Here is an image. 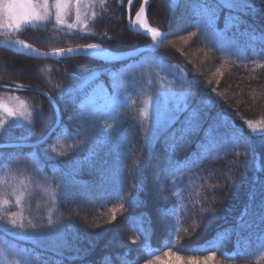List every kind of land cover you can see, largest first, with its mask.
<instances>
[{"label": "trees", "instance_id": "1", "mask_svg": "<svg viewBox=\"0 0 264 264\" xmlns=\"http://www.w3.org/2000/svg\"><path fill=\"white\" fill-rule=\"evenodd\" d=\"M152 2L149 24L167 32L165 43L130 62H55L0 48V103L22 101L26 117L0 132V142L27 144L0 166L9 260L155 264L214 253L224 264H264V0ZM85 5V24L71 14L67 27L51 18L19 37L46 51L148 43L127 27V0ZM138 8L136 0L131 15ZM90 76L117 109L78 105ZM56 121V132L28 146ZM13 213L16 227L6 222Z\"/></svg>", "mask_w": 264, "mask_h": 264}, {"label": "rangeland", "instance_id": "2", "mask_svg": "<svg viewBox=\"0 0 264 264\" xmlns=\"http://www.w3.org/2000/svg\"><path fill=\"white\" fill-rule=\"evenodd\" d=\"M135 3H136V0H134V4ZM138 3H139V6H140L142 1L138 0ZM152 3H153L152 0H149V4H148V7H147V12H146V18H145V22L148 24L149 27H151V26H150L149 20H148V10L151 7ZM86 9H87L86 6L81 8V10H80V20L79 21L76 20L77 22H76L75 26L85 24V22H83L84 20H82V17L84 16L83 11L86 10ZM138 10H139V8L137 9V11ZM126 12H127L126 24H127V27L129 29V31L134 33V35H139V36H142V37L146 38L144 35H141L139 33L133 32V30H132V21H133V19L135 17V13H133L131 15V10L129 9L128 5H127V8H126ZM71 14H76V13L73 10V12ZM128 16H129V20H128ZM52 18H54V17H52ZM75 18H76V15H75ZM50 19L51 18H49L47 20H44V21L36 22L34 24L23 25V26H21V28L19 30L9 29V28H5V27H0V38H6V39L13 40V41H15V40L23 41L24 43H27L26 41L22 40L19 37V33L21 34L23 32L22 30L25 29L26 27L39 26V25H42V24L46 23ZM175 19H177V18H175ZM173 20H174V18H173ZM64 24H65L64 26L67 27V22H65ZM163 33H165V38L162 41V43L160 44L159 48L157 50H155V51L146 49L145 51H143V53H145V54L146 53H154V52L158 51L164 45L165 40H166L167 32L165 31ZM27 44H29V43H27ZM92 44H95V43H92ZM151 45H152V43L150 42V40H148V43L146 45H141V46H138V47H135V48H131V49L123 50V51H118V52H129V51H133L135 49H145L147 47H150ZM30 46H32V45H30ZM32 47H34V46H32ZM98 47H100L101 50L102 49H106V48H104L101 45H98ZM0 48H2V47H0ZM34 48H36V47H34ZM3 49H5V48H3ZM36 49H38V48H36ZM5 50H7V49H5ZM38 50H40V49H38ZM106 50H108V49H106ZM109 51H111V50H109ZM111 52H115V51H111ZM142 54L138 55L136 58H133V59H131L129 61H125L124 63L130 62L132 60H136ZM20 56H22V55H20ZM72 57H79V56H71V57H67V58H72ZM82 57H88V56H82ZM26 58H28V57H26ZM60 60H57V61H60ZM96 61H100V60H96ZM100 62L101 63H111V61H106V60H103V61H100ZM171 68L173 70H175L177 67L173 66ZM94 74H95V72L92 75H94ZM175 74L181 79H187L185 73L182 72L181 70H177ZM96 78H98V76ZM96 78H94L93 76L92 77L90 76L89 78H86V80H84L83 83L79 86L78 89L80 91L79 95H80L81 99H80L78 105L79 106H83V107H92V108H95V109H103L105 111H114V109H117V107L119 106L120 101L118 99L111 98L110 96H108L107 92L104 89V86L101 84V82L96 80ZM24 88H26V87H24L23 85H19V84L14 86V89H16V90H21V89H24ZM23 105H24L23 102L20 101V100H16L15 102H1L0 103V120H3V122H4L3 127L0 128V132L6 126H10V124H14V125H23L24 124V122L26 121V117H25V114H24ZM5 108L13 110L16 113V115L15 116H11V117L8 116L7 113L4 111ZM54 109L56 110L55 107H54ZM59 125H60V123L57 122V121L54 123L53 129L50 131V136L52 135V133L56 132V130L59 127ZM39 142L40 141L32 143L34 145L31 146V147L34 148V149L37 148L39 146L38 145ZM0 144L7 145L6 147L0 148V150H1L0 151V166H1L2 164H8V160H10V158H11V157H8V156H11V155L16 153V152L14 153L13 151L11 152V150L19 148V147H16V146L15 147H12V146H14V144H24V143L21 142V141H10V142H0ZM32 144H28V145H32ZM24 145H26V144H24ZM161 190H162V188H157L156 189L155 193H156L157 196H158V193ZM204 258L205 257H202V258H191V259L194 262H202L204 260ZM188 261H189L188 258H186L185 260L180 259V258L177 259L176 255L169 254V255H162L161 257H159V260L155 264H188ZM0 264H19V263L9 260L7 258V254L3 251V249H2V247L0 245ZM209 264H224V263L222 261L218 260L216 257H214V259L212 261H210Z\"/></svg>", "mask_w": 264, "mask_h": 264}, {"label": "snow or ice", "instance_id": "3", "mask_svg": "<svg viewBox=\"0 0 264 264\" xmlns=\"http://www.w3.org/2000/svg\"><path fill=\"white\" fill-rule=\"evenodd\" d=\"M129 9H133L134 0H127ZM85 5V0H0V27H5L9 29L19 30L21 26L26 24H34L36 22L44 21L49 18L54 17L57 26L63 25L66 22V17L70 16L73 10L76 13L77 21L80 20V10ZM147 6V0L144 4L139 6V11L135 12V20L132 21L134 25H139L144 31L149 33L152 37V40L155 42L157 37L160 35V32L156 28L149 27L144 20L145 8ZM225 7H230L229 4H225ZM202 23L205 25H211V20H202ZM71 28V25H68ZM193 36L196 33H192ZM25 48H30V45L24 44L23 41H19ZM97 44H86L83 47V50L96 49ZM75 50L68 49L67 53H71ZM66 53L63 50H58L53 52L52 55L63 56ZM214 91V90H213ZM4 111L8 116H15L16 113L13 110L5 108ZM193 118L199 122V118L196 116V113H193ZM4 125L3 120H0V128ZM261 134H264L262 130ZM251 147V146H250ZM54 151V150H53ZM4 204H8L9 201L4 200ZM17 206L20 204V197H17L16 200ZM13 218L7 220L6 222L11 224L13 227L17 226L15 220V214L13 213ZM115 219V216H113ZM21 228L24 227L23 224L19 225ZM32 229H37V225L32 224ZM51 225L41 228L39 231L43 233L47 229H50ZM215 257V254H211L204 258L202 262H194L189 258L188 264H209ZM179 259V257H177Z\"/></svg>", "mask_w": 264, "mask_h": 264}, {"label": "water", "instance_id": "4", "mask_svg": "<svg viewBox=\"0 0 264 264\" xmlns=\"http://www.w3.org/2000/svg\"><path fill=\"white\" fill-rule=\"evenodd\" d=\"M141 1H142L141 4L145 3V0H141ZM148 4H149V0H147V6L145 8V13H144V20L146 18V12H147ZM128 20H129V16H128ZM134 20H135V17H134L133 21ZM132 30H133V32L144 35L148 40H150L152 45L150 47L145 48V49H135V50L129 51V52H111L109 50L102 49L99 54H94L91 50L85 51V50H83L84 46H79V47L60 49L66 53L63 56L52 55L53 52H56L58 50L46 51V50L35 49V51H30V50H27L25 48L18 46L17 44L14 43L13 40L6 39V38H0V47L9 49L11 52H13L15 54H19V55H22L24 57L38 59V60L57 61L60 59L71 57V56H88L89 58H92L94 60H100V61L106 60V61H111V62H116V63H122L125 61H129L133 58H136L138 55L142 54L143 51H145L146 49L152 50V51L157 50L165 38V33L160 32V35L157 37V40L154 42L149 33L141 30V28H139L138 25H134L133 23H132ZM68 49H73L75 51H73L71 53H67ZM49 135H50V133L42 141H40L38 143V145L42 144L47 139V137H49ZM33 145L34 144L28 145V146L31 147ZM6 146L7 145L0 144V148L6 147ZM15 146L16 147H22V146H27V144L26 145L14 144V146H12V147H15Z\"/></svg>", "mask_w": 264, "mask_h": 264}, {"label": "bare ground", "instance_id": "5", "mask_svg": "<svg viewBox=\"0 0 264 264\" xmlns=\"http://www.w3.org/2000/svg\"><path fill=\"white\" fill-rule=\"evenodd\" d=\"M138 25V24H137ZM148 25V24H147ZM139 28H141L139 25H138ZM141 30L144 31V29L141 28ZM146 32V31H145ZM15 44H17L18 46L22 47V48H25L22 44L19 43V41L15 40L14 41ZM24 44H27V43H24ZM29 45V44H27ZM27 50H30V51H35V48L34 47H30V48H25ZM91 51L94 53V54H99L101 52V48L100 47H97L96 49H91Z\"/></svg>", "mask_w": 264, "mask_h": 264}]
</instances>
